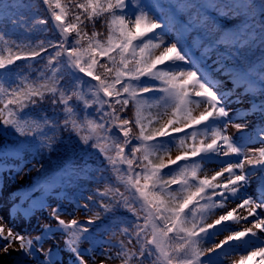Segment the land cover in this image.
<instances>
[{
	"label": "snow or ice",
	"instance_id": "snow-or-ice-1",
	"mask_svg": "<svg viewBox=\"0 0 264 264\" xmlns=\"http://www.w3.org/2000/svg\"><path fill=\"white\" fill-rule=\"evenodd\" d=\"M42 2L60 33L59 41H49L39 50L14 53L13 46H21L16 41L9 44L0 32V42L8 45L0 49V131L11 129L19 137L36 139L39 147L48 151L53 150L61 130L69 131L83 146L98 151L127 194L109 185L104 191L97 189L96 195L107 197L110 204L88 196L82 207L87 212L95 202L104 213L113 211L115 205L126 208L135 216L133 232L140 245L130 256L123 241L116 245L94 242L92 248L82 250L79 241L81 237L91 239L92 226L101 220L100 212L86 221H66L63 210L52 207L49 215L56 230L68 237L64 251L72 255L75 264H89L86 254L105 245L120 249L116 258L128 256L123 264H131L133 259L137 264H222L225 249L233 253L243 249L233 264H264V180H258L256 198L244 195L256 176L254 170L264 176V126L257 128L255 141L249 140L245 136L248 123L233 119L229 107L235 88L245 81H258L264 93V20L255 25L248 22L251 5L246 0H191L171 5L177 10H195L188 25L174 35L175 17L154 18L152 5L141 0ZM210 8L233 21L231 28L216 26L205 32L208 46L201 64L211 51L216 56L214 68L198 65L182 38L184 32L206 27L205 12ZM260 11L264 13V4ZM97 21L104 23L106 32L94 30ZM37 22L48 23L46 19ZM89 25L93 28L90 35L86 30ZM251 27L261 31L258 71L249 57V41L255 40ZM199 46L198 39L195 47ZM49 49L55 51L49 53ZM44 54L46 64L35 79L23 77L19 83L6 86L11 66ZM65 67L75 80L71 88L64 83ZM214 73L227 75L234 88L221 91ZM80 85L87 86V93ZM253 86L250 83L249 90ZM155 93L159 95L153 96ZM46 98L53 106H61L62 120L23 118L25 109L38 107ZM74 100L81 102L83 115H78ZM130 106L133 117L127 118L122 114ZM198 107L204 110L193 115ZM92 108L95 115L89 117L88 109ZM152 109H156L155 114ZM258 110L264 115V103ZM165 116L166 121L160 123ZM230 126L238 135L229 134ZM253 142L262 146L248 147ZM173 146L180 151L174 159L170 155ZM213 157L221 158L223 166L211 177H201L203 162ZM76 169L73 163V171ZM88 170L87 163L80 168L84 175ZM105 170L102 164L91 179L106 183ZM230 197L239 201L236 207L214 223H205L213 210L227 207ZM241 222L249 226L228 228ZM43 230L33 237L6 226L0 217V258L14 256L10 264H66L64 259L55 258L53 249L44 250L42 241L52 228L46 224ZM123 231L128 233V229ZM223 231L230 234L213 242L212 247H202L206 238ZM128 243H132L131 234ZM101 255L114 258L108 251Z\"/></svg>",
	"mask_w": 264,
	"mask_h": 264
},
{
	"label": "trees",
	"instance_id": "trees-1",
	"mask_svg": "<svg viewBox=\"0 0 264 264\" xmlns=\"http://www.w3.org/2000/svg\"><path fill=\"white\" fill-rule=\"evenodd\" d=\"M63 2V0H62ZM191 2V0H141V3L152 5L150 14L154 18L161 20L171 17V7L173 3H184ZM247 3L251 5L248 10V22L255 25V23L264 20V13L260 11V5L264 4V0H246ZM176 18L175 25L173 28V34H180L179 26L186 27L190 21V17L195 14V10L189 9H175ZM205 15L208 17L205 28L191 29L183 33L184 46L192 45L195 49V55L197 64L201 65V57L204 53V49L208 46V40L205 38V32L211 31L213 27L216 26H226L231 28L233 21L221 16L215 9H207ZM40 19H46L47 24H40L37 21ZM243 19V17H241ZM14 21H18L14 23ZM91 34L93 30L92 26L89 25L86 29ZM95 31L106 32L107 29L102 21H97L95 24ZM0 32L5 36V39L9 41H16L21 47L16 48L13 46V52L18 53L19 51H31L33 49L39 50L41 46H47L48 42H57L60 40V33L56 28L52 18L51 13L48 10V6L45 5L42 0H0ZM250 33H255V40L249 41V47L251 51L249 52V57L252 65L258 71L260 67L261 58V31L258 27H251L249 29ZM169 37H165L168 39ZM200 40V46L195 47L197 40ZM43 42V44H41ZM3 42H0V49L7 47ZM26 46V47H25ZM55 51L54 49H49V53ZM7 55V53H2ZM46 55L37 58L36 60H24L18 61L16 64L11 66L10 78L6 82V86L9 83H19L23 77H27L29 80H33L37 77L38 73L44 69L46 64ZM216 59L214 52H209L203 67L214 68L215 65L213 61ZM186 67V66H184ZM71 70L67 67L64 68V83L66 87H73L75 80L69 75ZM215 79L220 81V84L227 80L232 83L227 75L221 73L213 74ZM150 83H158L152 81ZM254 83V86L249 90V84ZM247 86V93H249L252 98V106H258L264 103V93H261L258 81H245L240 84V91L243 92ZM80 88L87 93L88 89L86 85H80ZM245 93V92H243ZM153 96H158L159 93L152 94ZM73 105L76 108L78 115H83L81 102L73 101ZM59 105L53 106L50 101L46 98L45 103L39 105L38 107H32L25 109L22 113L24 119H36L39 120L42 117H47L51 120H62L63 113L60 111ZM195 110V109H194ZM156 109H152L153 114H155ZM261 113V112H260ZM147 114V113H146ZM89 117L95 115L94 108L88 109ZM122 115L127 118L133 117V110L131 106L126 113ZM193 115L195 112L193 111ZM264 121V115H262ZM168 117L165 116L160 123L166 121ZM264 126V122H261ZM158 127L159 125H155ZM138 131V129H134ZM39 141L32 138L19 137L13 130L9 129L7 132L0 131V166H5L11 169L13 173L19 171H25L27 174L30 173V182L26 186L19 187L18 191L30 190L32 195L29 196L23 204V208L27 210L28 213L39 211L44 208V205L39 202H35L32 197H41L42 200L48 202V206L56 207L59 206L61 209L67 206L70 210V215L80 214L81 218L78 221H86L90 217H94L97 211L101 214V220L96 221L92 226L93 231L91 233V239H85L81 237L80 242H88L93 244L94 242H111V244L116 245L123 241L124 245L127 247L128 256L139 249L140 245L137 243L133 232V225L135 222V216L129 212L126 208L119 205L113 206V211L109 213H104L99 209L98 204L93 202L90 204L91 210L85 212L82 207L86 203L88 196H95L96 201L103 200L104 203L110 204L107 197H100L96 195V190L104 191L109 185L112 187H118L121 192L127 194L125 185L116 179V176L107 170V163L104 161L103 156L90 147H85L82 145L80 139L75 135V133L69 131L61 130L58 134L56 143L53 144V150L48 151L46 148L41 149L39 147ZM136 143V141H133ZM190 143V142H189ZM35 154V157L32 158ZM180 154L179 150H176L173 146V150L170 155L171 158H175ZM165 160L168 159L166 155ZM159 162V161H155ZM73 163L77 165V169L73 171ZM87 163L89 165V170L87 175L81 173L80 168ZM219 159L213 157L211 160H206L202 164V169L200 176L206 174L209 168L216 165ZM105 165L106 170L103 175L106 179L105 182L97 183L95 180L91 179L98 175L96 169ZM54 180L55 184L51 189H46L45 183ZM17 191V192H18ZM115 199V198H114ZM34 202V203H33ZM220 210L217 208L210 213L205 223H209V220L215 217L216 213ZM36 212V213H39ZM128 229V233L123 230ZM52 234L54 233L62 241L65 246V241L68 239L61 231L56 230V223L52 226ZM129 234L132 237V243H128ZM206 238L202 244V247H211L213 242H218L219 235ZM108 251L114 258L109 260L107 264H123V261L128 258V256H123L116 258V253L120 251L117 247H105L102 248ZM225 255L221 257L222 264H226L231 258L228 249L224 250ZM71 261L74 258L70 253H66ZM131 264H137L133 259ZM145 264H150V261H145Z\"/></svg>",
	"mask_w": 264,
	"mask_h": 264
},
{
	"label": "rangeland",
	"instance_id": "rangeland-1",
	"mask_svg": "<svg viewBox=\"0 0 264 264\" xmlns=\"http://www.w3.org/2000/svg\"><path fill=\"white\" fill-rule=\"evenodd\" d=\"M201 67H203L201 65ZM234 88V83H229L227 80H224L220 84V90H231ZM252 98L247 93H243L239 90V87L235 88L234 94L230 97V103L229 107L233 111L234 116L233 119H235L237 122H247L249 125L248 130L245 133V136L252 141L256 140L257 132L253 133V130L255 126L259 125V123L262 121V116L260 111L258 110V107H251L252 104ZM203 107L195 108L194 112L195 115H199L200 111H203ZM229 134H233L234 136L238 135L235 128H232L231 126L228 129ZM262 146L259 142H253L248 145V147L256 148ZM232 159H237L236 157H233ZM222 165V164H221ZM223 166V165H222ZM222 166H216L210 171L206 172V174L209 177H211L215 171L219 170ZM256 171V176L252 178L251 185L248 188L247 192L244 193V195H252L253 198H256L258 195L257 193V187H258V180H262V175L260 174L259 170ZM203 174L201 177L204 176ZM30 173H26L25 171H19L17 173H12L11 169L6 168V170L1 169L0 170V217H3V222L6 226L13 227L16 231L28 233L31 236L35 237L37 235H41V232L43 230L44 225H50L54 223L53 219L49 215L51 212V207L46 206L45 208L41 209L39 211L34 212H26L24 208H16L15 210H12V205L18 200L19 194H15L16 189L18 187H23L30 182ZM229 203V209L236 207V204L239 203L238 200L233 199L230 197ZM67 206H64L62 209L64 214L62 216L63 219L66 221H70L71 219H79L81 218L80 214H74L73 216L70 215V210L67 209ZM242 211V210H241ZM39 212V213H36ZM219 218V215L216 219ZM249 226L248 224L241 222L240 225L237 224H230L228 227L232 230H238L241 227ZM236 228V229H235ZM230 234V232H227L226 235ZM259 235V234H258ZM221 240L224 239V237H220ZM264 239V236L261 237ZM43 248L45 251L49 249H53L54 255L56 259H64L66 261V264H73L69 259L65 256L66 254H63V247L61 244V240L51 234H46L45 239L42 241ZM91 245H81L82 250H88L92 248ZM56 250V251H55ZM60 251V254L57 253ZM105 251L99 246H97L93 251L91 255L85 256V258L89 261V264H101L103 261L104 263H109V260L104 255H101V252ZM243 249H238L233 256L232 259L229 261L228 264H233L234 261H238L239 259V253L242 252ZM11 259H14V256L9 257H3L0 258V262L2 264H10Z\"/></svg>",
	"mask_w": 264,
	"mask_h": 264
}]
</instances>
